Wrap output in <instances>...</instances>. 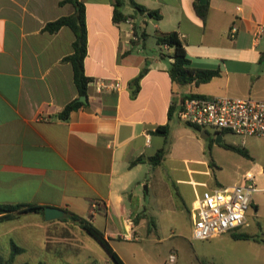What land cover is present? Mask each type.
<instances>
[{
  "label": "crops",
  "instance_id": "0c3cea01",
  "mask_svg": "<svg viewBox=\"0 0 264 264\" xmlns=\"http://www.w3.org/2000/svg\"><path fill=\"white\" fill-rule=\"evenodd\" d=\"M80 1L85 27L83 72L90 77L83 99L77 98L80 93L70 62L62 59L72 50L73 30L66 24L54 31L44 28L47 21L71 13V2L0 0V202L59 207L63 212L55 217L58 220L71 219L69 212L82 216L86 211L108 242L112 237L129 239L141 217L137 196L129 187L135 171L150 161L153 152L148 147L158 148L163 139L152 132L154 127L167 123L168 133L175 131L174 121L181 120L175 111L189 94L264 99V0H134L157 9V19L129 0H118L124 14L119 20L112 19L115 0ZM199 2L207 4L204 17L196 10ZM148 24L153 29L150 42ZM231 25L235 27L232 35ZM170 30L176 31L189 66L217 69V74L198 83L172 80L168 72L172 57L167 55L171 46L156 42L157 34ZM141 70L132 92V80ZM105 77L118 79L119 88L96 90L95 81ZM71 100L80 103L65 118L59 117ZM199 128L205 137V127ZM186 181L193 188L189 214L202 192L194 188L200 180ZM96 214L103 215L101 222ZM20 216L41 231L36 248L53 256L61 252L51 246L64 234L52 239L47 232L69 228V224L43 223L50 219L34 211L0 219V223ZM247 226L245 214L242 225L208 238L226 240L232 250L248 239L234 236L247 233ZM10 240L22 247L12 264L26 249L9 236L5 252L0 243V260L7 259Z\"/></svg>",
  "mask_w": 264,
  "mask_h": 264
},
{
  "label": "rangeland",
  "instance_id": "374dc122",
  "mask_svg": "<svg viewBox=\"0 0 264 264\" xmlns=\"http://www.w3.org/2000/svg\"><path fill=\"white\" fill-rule=\"evenodd\" d=\"M146 29L150 42L153 29L150 24ZM173 124L176 129L167 136L172 148L168 147L169 152L158 163L144 161L135 171L129 187L137 196L141 216L136 233H131L129 239L112 237L109 242L125 264H264V171L259 170L264 163V135L240 136L221 129L220 139L216 141V132L210 126L204 128L207 135L201 137L182 120H175ZM227 143L244 149L246 154L226 146ZM155 148L148 147V150L154 152ZM245 170L253 173L256 186L245 211L248 239L231 250L226 240L191 237L188 207L193 188L186 179L200 180L194 188L203 192L214 186V181L235 182ZM125 199L128 202V197ZM82 216L88 217L86 211ZM59 218L41 220L70 225L47 232L52 239L56 234H64L59 244L52 242V249L61 250L57 256L43 254L35 247L41 231L32 228L33 222L25 216L0 223L1 252L8 249L11 236L25 244L26 249L16 255L12 264L22 260L25 264H36L39 260L43 264H116L76 221L67 216ZM95 218L101 222L103 215L96 214ZM134 235L136 238L132 237ZM169 253L173 254L172 259L168 258Z\"/></svg>",
  "mask_w": 264,
  "mask_h": 264
},
{
  "label": "built area",
  "instance_id": "2783aa9c",
  "mask_svg": "<svg viewBox=\"0 0 264 264\" xmlns=\"http://www.w3.org/2000/svg\"><path fill=\"white\" fill-rule=\"evenodd\" d=\"M234 30L231 25L229 34L232 35ZM119 85L116 78L105 77L95 81L98 91L102 87L117 90ZM176 117L199 127L226 129L240 136L264 135L262 98L189 94L182 98ZM254 190L253 173L245 170L238 181L216 184L203 191L194 199L189 210L191 237L208 238L242 225ZM168 258L172 259L173 254L169 253Z\"/></svg>",
  "mask_w": 264,
  "mask_h": 264
},
{
  "label": "trees",
  "instance_id": "16d2710c",
  "mask_svg": "<svg viewBox=\"0 0 264 264\" xmlns=\"http://www.w3.org/2000/svg\"><path fill=\"white\" fill-rule=\"evenodd\" d=\"M69 1L73 5V11L66 15L58 16L52 20L47 21L44 24V28L47 31H54L60 25L66 24L68 25L74 32V38L71 42L72 50L62 57L63 60H67L71 64L72 68V77L73 82L77 88L78 93L83 94L85 92L86 83L90 79L83 72V56L85 54V27H84V12H83V3L80 0H60V2ZM132 6L137 7L140 11H145L152 18L157 19L160 16V13L157 9H149L135 2L134 0H129ZM120 2L115 0L112 10V19L119 20L124 15L119 9L118 5ZM196 10L200 14L201 17L205 16V12L207 9L206 3H196ZM156 42L159 45L165 44L167 46H171V51L167 53V55L172 57V60L169 63L168 72L172 80L178 83H186V82H194L198 83L200 81L208 80L211 76L217 74V69L210 68H194L189 66L188 58L185 55V51L183 45L174 30L161 32L156 35ZM142 70L133 78L132 82L134 83V87L132 92L136 90L138 86V79L141 75ZM80 103L77 100H71L63 105L61 110L58 112V116L65 118L68 114V111L74 107L76 104ZM180 107V104L178 108ZM177 108V109H178ZM176 109V111H177ZM172 106L168 107V117L171 118ZM175 111V110H174ZM175 111V115H176ZM191 127L195 129H200L199 126L187 123ZM220 132V130H215ZM152 132L161 134L163 136V144L160 145L155 151L150 155V161L153 163H158L163 156L168 151V124H158L154 127ZM226 146L232 147L243 154H246L244 149H241L233 144L227 143ZM262 170L264 171V163L262 164ZM43 205L37 203H5L0 202V219H7L15 216L20 212H40L42 213ZM69 216L72 220L76 221L78 226H80L85 232L95 238L102 247L106 250L108 255L112 258V260L116 264H125L122 259L118 256V254L112 249L107 238L104 236L103 232L96 227L89 217L80 216L74 212H69ZM234 236H242L247 237L246 233L234 234ZM22 249L21 246L15 244L12 240H10V252L5 260H0L2 264H11L12 257L15 253ZM36 264H43L41 261H38Z\"/></svg>",
  "mask_w": 264,
  "mask_h": 264
},
{
  "label": "water",
  "instance_id": "95a60500",
  "mask_svg": "<svg viewBox=\"0 0 264 264\" xmlns=\"http://www.w3.org/2000/svg\"><path fill=\"white\" fill-rule=\"evenodd\" d=\"M199 1L200 2H204L205 0H199ZM83 97H84V95L80 94V96L77 97V98L83 99ZM203 132H204V135H207V133L205 131H203ZM200 135H202V134L200 133ZM219 139H220V135L217 132L215 140L217 141ZM147 158H149V157H147ZM62 212H63V210L61 208L54 207V206H49V205L44 206L43 209H42V214H43V217L45 219L55 218V217L59 216ZM0 264H2V263L0 262Z\"/></svg>",
  "mask_w": 264,
  "mask_h": 264
}]
</instances>
